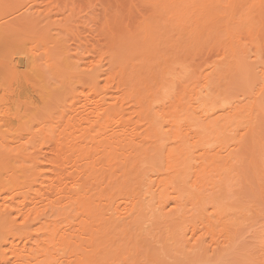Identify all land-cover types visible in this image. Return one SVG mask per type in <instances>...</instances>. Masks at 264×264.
Masks as SVG:
<instances>
[{
  "label": "rangeland",
  "instance_id": "374dc122",
  "mask_svg": "<svg viewBox=\"0 0 264 264\" xmlns=\"http://www.w3.org/2000/svg\"><path fill=\"white\" fill-rule=\"evenodd\" d=\"M147 1L0 0V26L2 27L3 25V28L0 27V103L4 100V102L10 101L15 103V106L17 105L18 112L15 110L14 104L11 105L13 110L10 113L13 117L17 116V114H23V112L24 114L28 113L27 124H25L27 118L19 121L10 119L9 125L11 128L9 126V129L16 131L17 136L19 135L20 137L12 140V143L8 145L3 144V148L10 150L11 157L19 154L16 155L18 160L20 159L18 157L20 152L24 154V157L21 155L23 159L13 162L12 167L15 173L7 170L11 172L9 174L3 168L4 171H0L6 177L10 175V177L8 176L9 179L17 176L14 181L20 176H23V178L21 177L22 179L20 178L16 182L12 180L13 184L7 185V188L0 184V189L2 190H0V200L5 198L8 203H18L22 201V196L26 195V193H28L27 196L34 197L32 195L34 194L33 191L37 190L39 186L36 181L37 184L33 182L38 180L41 175L42 177L39 178V181L44 179L43 176H47L58 181L55 183V185H59L58 187H65L67 182L70 184L69 179H74V177H69V175L73 174L75 164L79 165L86 162L98 164V160L95 161L98 156L96 154L98 149H95L96 146L94 144V146H91L92 142L87 145V140L79 144V148L82 149L81 151L88 158H86L88 161H85V159L81 161L83 158L74 160L73 155L70 152L69 154L66 152L72 138L63 139L60 142H63V144L66 142L67 145L66 143L64 145L60 144V147L57 144V148H55V143L43 135V128L46 129V124L47 127L50 124L56 129L59 128L57 131L62 130L65 124L62 127H58L59 124H56L53 120L55 118V121L56 119L58 121L63 117L64 112L65 118L73 116L72 112L69 111L70 105H73V110H80L81 107L79 106L87 103L85 105L90 109V107H93V103L100 98H103L102 100L105 99L107 104V102H111L108 99L109 97L120 96L123 89H127L126 87L132 89L134 85L129 86L127 82L129 83L131 78L136 80L135 76L141 82L147 79L149 74L151 77L155 76V79L165 75L164 78L173 82L174 86H176L175 93L177 94L175 99L164 101L154 97L149 100L157 99L156 102L162 107L158 109L165 116V120L171 121V124L176 126L174 121L177 119L181 120L180 123L182 122V125H184V121H189L192 108L190 99L195 92L192 89H198V84H196L198 77L200 74L205 76L212 72L209 78L201 81V83H206L215 92L222 91L221 97H226L232 102L239 101L247 110L240 115L241 122L238 125L240 126L238 134L229 133L232 140L229 141L228 146L233 149L234 159L225 167L219 163L221 169H216V171L209 173L210 175L206 179L200 178L199 175L201 176L202 171H198L200 174L196 175V181L193 182L196 189L190 187L192 183L189 179H185L186 171H182V166H174L175 164L173 163L166 164V167L169 168L167 170L169 176L177 175L176 170L181 169L179 178L182 180L181 182L173 180L172 183L168 184L166 193L170 200L166 203L164 213L169 214V217L165 220L159 218L149 220V215L139 210L140 186L136 183L134 175L122 176L113 187L116 189L118 186H123V189L120 190L118 188V194L112 195L113 200L116 204L123 207L124 210L127 208L131 210L133 204L135 209L123 215L125 223L109 228L106 232L98 233L91 240L89 239L90 235H92L91 224L83 216L72 218L71 220H73L74 224L72 226L69 225L70 227L67 223L60 222V218L63 216L56 217V214L52 215L53 212H56L55 210L49 212V210L44 208V214L40 212L35 216L34 212H32L31 215L28 214L23 220L13 214L8 216V218L1 217L0 243L7 239L19 248L25 244L24 250L30 248L29 250L33 251L36 248V244H38L40 249H44V255L35 254V260H31L30 264H47L49 260L52 262L53 258L61 261L60 254L62 249L69 253L67 261L69 260L68 262L71 264H264V1L261 9H259V0H247V2L249 1L248 3H241L243 4L242 6L237 5L236 9L235 6L233 8V5H231L233 3L232 0L217 1L215 3L217 5L216 16L210 19L207 29L200 27L198 28L199 34L198 32L195 33L200 35L197 37L201 39L199 38L198 40L196 37L198 42L200 41V45L194 44L196 41L190 44H187V42L191 41L190 36L197 25L196 22L194 23L195 25L193 24V18L196 16L195 18L198 19L204 12H193L194 6L191 5V13L193 12L192 15L194 17L189 14L192 16L193 22L190 21L185 26L183 25L185 22H182L184 29L179 32L175 27L180 28L178 25L181 24L172 19L173 16L176 18L175 15L172 16L173 10L164 8L163 12L167 11L165 12L166 14H163L161 11L166 5L159 2L160 6L158 4L152 6ZM232 11L234 17H231V21L228 22L229 18L227 16ZM39 13L41 15L37 16ZM186 17H188L187 14ZM165 19L166 21H162ZM187 21H189V18ZM239 22H244V25L243 23H241L243 26L239 25ZM160 23L162 26L166 23L171 24L172 30L169 27L170 30L166 28L169 32H165L166 30L161 28L162 30L157 32H163L164 34H157L156 30H159L161 25H158L157 29L155 27L156 24ZM167 24L166 27L168 26ZM227 25L229 26V32L230 30L233 32L230 34V36H233L231 45L240 50L239 52H244L240 56V59L243 56L248 72V75L244 78L238 76L237 70H230L225 65L227 61L232 60L231 56H229L230 49L228 45L230 44H228L225 36ZM135 26L141 27L136 28ZM173 26L175 29H173ZM141 31H144V33ZM217 32H220L218 38H216ZM206 37L207 41L205 40ZM152 38L155 41L152 40L151 42L153 43L150 41L149 43L156 48H151L152 50L148 48L151 51L150 54H148L149 51L142 53L143 47L148 46V43L145 42ZM140 41L146 45L143 43L142 45L144 46L139 45L141 46L139 48L138 43ZM134 44L138 47H133ZM186 44L188 47L193 44V46L198 48L192 46L193 49L188 48L189 50L186 51ZM119 50L122 51L120 52ZM137 50L142 53L139 54L140 56L135 55L138 54ZM118 51L120 54H118ZM134 52L136 53L134 54ZM122 53L123 56L121 55ZM146 54L147 59L145 58ZM128 55L130 56L128 57ZM28 56L38 59L33 64L35 66L34 69L32 68L33 71L31 69L33 66L24 67L23 63L26 64ZM17 57H21L23 60V67L20 68L23 71L22 73L20 71L19 74L12 71L11 64H8L10 58ZM113 57L114 59H112ZM122 57L124 59L121 61ZM78 60L80 64H87V67L81 64L82 67L77 68ZM93 67L98 68L96 72ZM86 68L88 72L84 71ZM91 69L93 70L90 71ZM137 69L139 71L143 69L146 73L143 71L139 72ZM81 70L84 76L81 75ZM93 71L101 74L97 80V85H95L91 77L94 75L88 76L89 73L94 74ZM135 73L141 75H134ZM142 73L146 77L143 76L144 79L142 78L141 80ZM127 74L129 76L131 74L135 78L130 77V80H125L129 79ZM185 75V78L182 77ZM122 77H126L124 79L126 85L123 83ZM160 78L157 80H162ZM107 79L109 80L107 81ZM110 79L113 81H111L112 83ZM155 79L153 80L157 81ZM135 80L132 82L137 86L139 80L137 79L136 83ZM122 83L124 86H122ZM157 83L155 82L154 84ZM116 84H119L121 88ZM152 84L149 83V85ZM138 85L140 86V83ZM116 86H118L120 91ZM141 87L143 88L144 85H141ZM150 87L154 89V86ZM186 87L188 88L187 93L183 91ZM115 89L118 90L116 91ZM135 89L138 90L136 87L132 90L135 91ZM35 90L36 93L34 92ZM75 94L77 95L74 96ZM32 95L34 97H31ZM45 95L48 96L47 99H50L49 101L45 99ZM37 96L43 101H41L42 103L40 102L38 108L32 104V101L35 98L37 99ZM91 101L94 102L90 103V105L88 102ZM88 104L90 105L89 107ZM9 106H1V108L5 109ZM1 108L0 110H2ZM48 110L50 113H48ZM30 118L33 121L29 122ZM49 118L50 120H48ZM42 120L45 122L43 123ZM39 123L44 125L42 129H40L42 126ZM51 126L48 129L54 130L55 128ZM82 127H87L84 121L80 123V127L76 128ZM27 133L32 134L29 135ZM33 134L37 135V137H34ZM187 134L192 135L193 129L187 130L184 133V137H187ZM75 135L76 132L73 133V136ZM199 138H201V135ZM199 141L202 142L200 139ZM218 144L223 145L220 142ZM169 147L173 148L175 144L170 143ZM25 148L28 151L24 150ZM194 149L198 150L200 146L197 145ZM25 154L27 157L31 154L32 160L36 161L32 162L30 157L28 158L29 161L26 160ZM125 154L126 152L124 151L122 155ZM41 156L42 158H39ZM43 156L46 159L50 157L52 162L47 161ZM38 160L42 161L40 168L37 166L42 173L41 175L37 173L38 169L34 172L35 169L33 168L39 162ZM3 163L5 164L6 162L3 161ZM32 163H35V165ZM158 163V155H150L148 163L142 166V173L146 172L147 175L152 176V179H155L154 174L161 169L160 165H157ZM194 163H197V168L202 170V168H199V159ZM194 168L193 172L198 170L196 166ZM17 170L20 172H17ZM113 170H119L118 166L113 167ZM28 173L32 174V176L30 174L29 176ZM35 173L37 174L35 175ZM26 175L29 178H24ZM66 175L69 177L68 180H66ZM119 175L121 174L115 171L112 180ZM63 176L65 177L64 180H62ZM45 181L46 185L50 184L47 179ZM63 181L66 183H62ZM26 184L30 185L31 188L27 189L25 187ZM45 184L44 188L50 186ZM45 191L47 192V188L42 191L43 195H46ZM126 191L133 192L132 194H125ZM90 194L92 193L89 190L87 196ZM87 196L83 199L88 198ZM53 197H60L61 203L65 202L61 198L63 195ZM92 200H94V197L90 198L88 202ZM175 200H178V206L173 204ZM92 203L95 204L96 202ZM29 207L30 205H26L24 210H28ZM45 214L53 217H47ZM131 216L134 222L128 224L127 222L132 219L130 218ZM54 226L63 230L66 235L62 238V241L61 239L59 240V242L61 241L60 243L57 240L54 243H50V246L55 244L53 249L46 250V246H42L39 241L44 239L42 236L54 230ZM22 232L24 237L25 234L29 236L24 239L21 235ZM191 233L194 236L189 241ZM29 238L37 241L34 242V240ZM2 247L1 250L3 252L0 250V253L4 254L5 258L12 259L7 250L8 246ZM54 248H59L60 250L57 252ZM57 254L58 257L55 256Z\"/></svg>",
  "mask_w": 264,
  "mask_h": 264
},
{
  "label": "bare ground",
  "instance_id": "6f19581e",
  "mask_svg": "<svg viewBox=\"0 0 264 264\" xmlns=\"http://www.w3.org/2000/svg\"><path fill=\"white\" fill-rule=\"evenodd\" d=\"M217 1H219V0H196V1H194V0H148L147 2H149L152 6L153 5L156 6L159 2L162 3L163 5H166L165 7L162 8L161 13L163 12L164 8L171 9V11L173 10L174 13L173 14H172V12H170V13L172 14V16L175 15L176 18H174V16H173L172 19L174 21L179 22V24H181V25H182V22H185V23H183V25L185 26L186 24H189L190 21L193 22V19H194L193 24L196 22L197 25H196V28L193 29L195 32L193 31L192 35L190 36L191 41L187 42V44H190L191 42L196 41V42H194V44L200 45V43H199L200 41L198 42L200 37H197V36H200V35H198L200 32V31L198 32V30H199L198 28L202 27L204 29H207V27L210 24V22H209L210 19L214 18L217 14L216 13L217 5L215 4V3H217ZM263 1L264 0H259V9L262 8V2ZM232 2L233 3L231 5H233V8L235 6V9H236L237 5L242 6L244 4V2H247V0H232ZM241 3H243V4H241ZM191 5L194 6L193 12L197 13L199 11H202V12H204V14L200 15L199 18L196 19L195 18L196 16L194 17V15H192L193 12L191 13V11H192V9L190 8V7H192ZM28 9H32V8H28ZM165 12H163V14ZM168 12H167V14H168ZM189 13L194 17L193 19ZM232 13H233V11L231 13H229V15L227 16L229 19L226 18L229 20L228 22L231 21L230 20L231 17L232 18L234 17L233 16L234 13L233 14ZM163 14H161V15H163ZM186 14L188 17H186ZM38 15H41V14L39 13V14H37V16ZM46 16H48V15H46ZM188 18H189V21H187ZM172 19H171V21H172ZM195 19H196V21H195ZM162 21H166V19L162 20ZM245 21H246V19H245ZM241 23H243V25H244V22H239V25L243 26ZM162 24H165V23H162ZM166 24L163 25L164 27L161 25V23L156 24L155 29H157L158 25H161L159 27V30H156V32L162 30L161 28H164L166 30L165 31L163 29L165 32L168 31L166 28L169 29V27H171V30H172L171 24L169 25V23H168L167 27H166ZM193 24L191 23V25H193ZM172 25H173V23H172ZM176 25H177V23H176ZM181 25H178V26H180V28H177V26L175 27L176 30H179V32H181L184 29L183 25H182L183 27L181 29ZM149 26H151V25H149ZM229 26H230V24H229ZM229 26L227 27L228 30L225 29V36H226V39L228 40V44L231 45L232 41H233L232 40L233 36L232 35L230 36V34H232L233 32L231 30L229 32ZM138 27H136V28H138ZM1 28H3V25ZM1 28H0V30H1ZM175 28L173 26V29H175ZM236 29H238V28H236ZM151 30H152V28H151ZM147 31H148V29H147ZM141 32L144 33V31H141ZM148 32L151 33V31H148ZM197 32H198V34H195ZM160 33L157 32V34H160ZM219 33L217 34L216 38L219 37V35H220ZM147 35H148V33H147ZM210 35H211V33H210ZM149 36H150V34H149ZM146 37H145V39H146ZM190 37H189V39H190ZM196 37L198 40L196 39ZM213 37H214V35H213ZM150 38H151V36H150ZM216 38L214 39L215 41H216ZM189 39H188V41H189ZM152 40H153V38L151 40H148V42H145V43H148V46L144 42H141V41H140L141 43L140 42L138 43V46L142 45L143 43L146 45V46L142 45V47L144 46L146 48V50H145V48L143 47L142 53L149 51L148 54H150L151 53L150 49L156 48V47H152V44L149 43V41L151 42ZM205 40L207 41V37L205 38ZM153 41H155V39ZM151 43H153V42H151ZM129 44H131V43H129ZM155 45H157V44H155ZM230 45H228L229 49H230V55L229 56H231L232 60L227 61L225 65H227L228 69H230V70H233V69L237 70V72L239 74L238 76L244 78L248 75L247 74L248 72H247L246 66H245V62L243 60V56L240 59L241 54H243L244 52H239L240 50H238L233 45H231V46ZM136 46L134 44L133 47H136ZM192 46H193V44H192ZM192 46L189 45V47H188V45H187L186 51L189 50L188 48H192ZM193 47L196 48L197 46H193ZM139 48H141V46H139ZM148 48H150V49H148ZM120 49H122V48H120ZM138 50H137L138 54H135L136 52H134L135 55L142 54L139 52L140 50L139 51ZM119 51H118V54H120ZM193 51H195V50H193ZM123 53L121 54L122 56H123ZM126 53H128V52H126ZM129 56L130 55H128V57ZM153 56H155V55H153ZM115 57H117V56H115ZM146 57H147V54L145 55V58ZM125 58H127V57H125ZM112 59H114V57ZM123 59L124 58L122 57L121 61ZM22 61L23 60L21 57H17V58H13V59L10 58V62H8V64L9 63L11 64V70L12 71H14L16 74H19L20 71H21V73L23 71V70H20V68L23 67V64L25 65L24 67L33 66V67H31V69L32 68L34 69L35 66L33 64L36 63L38 61V59L33 58L32 56H28L27 60H26V64L25 63L22 64ZM15 62H18V63H15ZM124 62H125V60H124ZM12 63H13V65H12ZM125 63H127V62H125ZM81 64H83V65H85V67H87L86 66L87 64H85V63H81ZM81 64L79 61V63L76 64L77 68L82 67ZM119 66H120V64H119ZM90 67H91V65H90ZM134 68H135V66H134ZM33 69H32V71H33ZM94 69L96 72V70L98 68L97 69L94 68ZM143 69H142V71H143ZM92 70L93 69H91L90 71H92ZM84 71L88 72V69L86 68ZM140 71H141V69H140ZM82 72L83 71L81 70V75H83ZM95 72H94V74H90V73H89V75L87 73L86 74L88 76L94 75L91 77L93 78L92 80L95 83V85H97L98 84L97 80L101 74H99V72H98V74ZM134 72H136V71L134 70ZM144 73H146V72H144ZM148 73H147V75H148ZM210 73L212 74V72H209L208 75L202 76V74H200V76H199L200 78L198 77V81L196 83V84H198V89H192V91H195V92L193 95H191V99H190L191 100L190 103H191L192 108L190 110L191 116H190L189 121H188L189 123L184 121V125H182V122L180 123L181 120L179 121V119H177L176 121H174V124L176 126H173L171 124V121L168 122L165 120V116H163V113H161L160 110L158 109L161 107V105H159L158 102H156L157 99L156 100L155 99L149 100V99L154 98V97L159 98V99H163L164 101H166V100L171 101L172 99H175L177 94L175 93L176 92L175 91L176 86H174L173 82L170 79L164 78L165 75L159 76L158 78L155 79V76L151 77L150 74H149V76L151 78L148 76V78L143 81L142 78L144 79V77H146V76H144L145 74H143V73H142L141 80L143 81L144 84L142 83V81L140 82V79L137 76H135L139 80V82H137V86H139L138 83H140L139 87L135 86V84L132 82L135 80L134 79L135 77H133L131 75L133 73H131L130 76L127 74L129 76V79L128 78L125 79L126 77L125 78L122 77L123 80L124 79L130 80V77H133L134 80H132V78L130 80L132 83L130 81H129V83L126 81L127 85L128 84H129V86L134 85V87L138 88V90L135 89V91H134V90H132V89H134V87H132V89L130 88L131 90L128 87H126L128 90L127 89L126 90L123 89V91L121 90L122 92L120 93V96L118 95V97H115V98L113 96H112L113 98L109 97L108 99L111 102H109V103L107 102V104H106L105 99L102 100L103 98H100L99 100L97 99L95 102L94 101L88 102L89 104L94 102L92 105L93 107L92 108L90 107V109L87 108V106L85 105L87 103H85V104L83 103L82 106H79V107H81L80 110H76V109L73 110V108H74L73 105L72 106L70 105L69 106L70 110L69 109L68 110L72 112L71 114L73 116H71L70 118L66 117L67 118L66 119L65 118L66 115H64L65 114V112H64V114L62 115L63 117H61V118L57 117V118H60L58 121H57V119L55 121V118L53 120L56 124H59L58 127L59 126L62 127V125L65 124V127L62 128V130L57 131L59 128L56 129V127L51 126L50 124H49V126L54 127L56 129V131L54 128H53L54 130H51L50 128H49L50 129L49 130L48 129L49 126L47 127V124H46V129H45V128H43L44 125H42V123H39L42 126L40 129L43 128V131H44L43 135H45V137H47L49 140H51L55 143V148H57V144H58V146H60V144L61 145L63 144V142L62 143L60 142L63 139L72 138V141H70L71 143L67 146L66 152H68V154L70 152L73 155V158H75L74 160H81L83 158V160H81V161H84V159H85V161H88V160H86L87 157L85 156V154L82 153V151H81L82 149L79 148V144L82 141L86 142L87 140H88V142H86L87 145H90V142H92L91 146L93 144L96 146V148L95 147L94 148L98 149V150H97V153L96 152L95 153L98 154V156H99V157L97 156L96 160L95 159H93V160H95V161L98 160L97 162H99V163L96 165L94 164V162H86V163H81L79 165L75 164L74 165L75 170L74 171L72 170L73 172L72 171L71 172L73 174H75V173L76 174L75 175H73V174L69 175V177L72 176V177H74V179L68 180L69 177L66 175L67 176L66 180H68L70 182V184L68 182L66 183L65 181H63L62 183H66L65 184L66 186L65 187L64 186L58 187L59 186L58 184L55 185V183L58 181L53 180L51 177L43 176L44 179H41V181H39V178L42 177V175H41L42 173L39 171L40 170L39 168L42 164V161L40 162L38 160L40 163L38 162L39 164L37 163V165L35 167L38 166L39 168L38 167L37 168L33 167V168L35 169L34 172H36V169H38L37 173L38 174L40 173L39 175H41V177H39L38 180H34V182L32 179V182L33 183L37 182L38 186H39V188L37 190H34V191L31 190L34 193V194L31 193L32 195H34V197L31 195H30L31 197H29V195L27 196L28 193H26V195L22 196L23 197L22 201H20L18 203H12V202L8 203V201L5 198L4 199L2 198L3 200H0V213H1L0 218L1 217L2 218L3 217L8 218V216L13 214V215H15V217L23 220L26 216H28V214L31 215L32 212H34L35 216L40 212L43 213V208H44L45 210H49V212H51V210H52V212L55 210L56 212L55 213L53 212L52 215L56 214V217L63 216L62 218H60V220H61L60 222L61 223L65 222L68 224V226L69 225L72 226V224H74L73 220H71L72 218H74L75 216L76 217L83 216V218L85 220H87L89 224H91L90 227L92 230V235H90V238H89L91 240L92 237H94V235H96L98 233L106 232V231H108L109 228H113L114 226L116 227L117 225L125 223L124 222L125 218L123 217V215L127 214L128 211H133L135 209V205L133 204L131 206V210H129V208L124 210L123 207H121L119 204H116L114 202L113 196H112L113 194H118V188L120 190L123 189V186H118L116 189L113 187V185L115 183H117L118 180L120 178H122V176L134 175V179L136 180V183L139 184V186H140L139 189L141 191L140 192V203H139L140 208H139V210L144 211L146 214H148L149 220L152 218H159L162 220L167 219L169 217V214H165L164 210H165L166 203H168L170 200V197L166 193V191L168 189V184L172 183L173 180L174 181L176 180L177 182L178 181L181 182L182 179L180 180V178H179L180 177L179 174H181V169L176 170V173H178L177 175H175V176L170 175L169 176L168 175L169 172L167 173V170L169 168L166 167V164L173 163V164H175L174 166H178V167L182 166V171L183 170L186 171L185 179H189V181L192 183L190 185V187H192L193 189H196V186L193 182L196 181V178H197L196 175L198 176L200 174V172H198V171H202L201 176L199 175V177L206 179L210 175L209 173L213 172L214 170L216 171V169L217 170L221 169V166H219L220 164L223 165V167L228 166V164H230L234 159L233 149H230L228 146L229 141L232 140V137H231V135H229V133L238 134V132L240 131V126H238V125L241 122L240 115L242 113L246 112L247 110L245 107H243L241 105V103L239 101L232 102L231 100L227 99L226 97H221V95L223 94L222 91L215 92L212 89H210L206 83H203V82L201 83V81H203V80L205 81L209 78ZM136 74L141 75L138 73H135L134 75H136ZM160 74H162V73L160 72ZM182 77L185 78L186 75L182 76ZM159 78L162 79V80H160L161 82L159 80H157ZM137 79L135 80V83H136V81H138ZM153 79H155L157 81H154ZM108 80L109 79H107V81ZM125 80L123 83L126 85ZM152 80L154 81L153 84H152ZM111 81L112 80L110 79V82ZM155 82L156 83L158 82V83L154 84ZM149 83L152 85H149ZM124 84L122 86H124ZM116 85H119V84H116ZM141 85H144V87L142 88ZM150 86H154L155 90ZM116 87L118 88V86H116ZM92 88H93V86H92ZM120 88H121V86H120ZM118 89H115V90L117 91ZM187 89L188 88L186 87L183 91H185L187 93L188 92ZM119 91H120V89H119ZM119 91H118V94H119ZM34 92L36 93V90ZM34 92H32L33 95H35ZM33 95L31 97H34ZM76 95L77 94H75L74 96H76ZM39 96H40V94H39ZM160 96H162V97H160ZM40 97L37 96V99L35 98L36 101L35 100L32 101V104L35 107L37 106L36 108H38V106H40L39 104L42 101ZM47 97L48 96L45 95V99H47ZM32 100H33V98H32ZM47 100L49 101L50 99H47ZM48 101H47V103H48ZM3 102H4V100H3ZM3 102L0 103L2 107L6 106V105L7 106L10 105V106L5 108V109L1 108V106H0V108L2 109V110H0V159H2V160H0V166H1L0 170L1 171L5 170L6 172L12 171V173H15V170H13L14 168L12 167V164H13V162L20 161L21 158L23 159L24 154L22 152H20V156H18V157H20L19 160H18V158H16L17 157L16 155H19V154L13 155L11 157L10 150L8 148H3V144L8 145V144L12 143L11 142L12 140H15L18 137H20L19 135L17 136L16 131H12V129H9L10 119H15L14 121H16V120L19 121L21 119L27 118V120L25 122V124H27V122H28V115L27 114L28 113L24 114V112H23V114L21 113L22 115L19 114L20 116L17 113H15V114H17L18 117L17 116L13 117L12 114L10 113L11 110H13L12 109L13 106L11 107V105L14 104V108L17 105L15 106V103L10 102V101H6L4 103ZM76 102H74V103H76ZM45 103H46V101H45ZM45 103H43V104H45ZM89 104H88V107L91 105V104L90 105ZM42 109H44V108H42ZM15 110L18 112L19 109L17 110V107H16ZM16 111H13V112H16ZM48 113H50L49 110H48ZM30 119H29V122L33 121L32 119L31 120ZM48 120H50V118ZM83 121L87 124V127L86 128L82 127V128L77 129L76 127H80V123ZM42 122L44 123L45 121L42 120ZM54 122H52V123H54ZM22 124H23V122H22ZM17 125L19 126V124H17ZM53 125H55V124H53ZM10 128H11V126H10ZM24 129H26V128H24ZM36 129H37V127H36ZM190 129H193V134L192 135L187 134V137H184L185 136L184 133ZM38 131H40V130L38 129ZM74 132H76L75 136H73ZM32 133H33V131H32ZM32 133H27V134L30 135ZM39 135H41V134L39 133ZM200 135H201V138H199ZM33 136L37 137V135H35V134H33ZM199 139L202 142H200ZM218 142H220V144L223 143V145H219ZM82 143H84V142H82ZM170 143H173V145L175 144V147L170 148L169 147ZM66 145H67V143H66ZM197 145L200 146V149H198V150L194 149ZM53 146H54V144H53ZM24 150H26V148ZM26 151H28V150H26ZM124 151L126 152V154L122 155ZM56 152H55V154H57ZM155 154L158 155L159 163L157 165H160L161 169L157 170V172L154 174V176L156 178L152 179L151 175H147L146 172L142 173V168H143L142 166L144 164L148 163V157L150 155L155 156ZM222 154H224V155H222ZM25 156H26V154H25ZM30 156H31V154L29 155V157ZM13 157H15V158H13ZM29 157H27L26 160H28ZM43 157L45 158V156H43ZM94 157H96V156H94ZM120 157H122V158H120ZM32 158L33 157H30L31 161L35 162L36 160L33 161ZM39 158H42V156ZM56 158H57V156H56ZM56 158H54V159H56ZM73 158H72V160H73ZM36 159H38V158H36ZM48 159H50V157L47 158L46 160L52 162L51 159L50 160H48ZM198 159H199V168L200 169L202 168V170H199L197 168L198 164L194 163V162H197ZM3 161H5L6 163L4 164ZM32 164L35 165V163H32ZM115 166H118L119 170H113V167H115ZM194 166H196V169H198V170H195V172H193L195 169ZM9 167H11V168L9 169ZM1 171H0V184L3 185V187L7 188L8 187L7 185L13 184L12 182L15 180V178L17 176L15 178L13 177V178L9 179L10 175L7 174L9 177L8 176L6 177V175L4 176V174H2L3 172H1ZM115 171L119 172L121 175L115 177V179L112 180V178L114 177L113 173ZM17 172H20V171L17 170ZM8 173L11 174V172H8ZM37 173H35V175ZM128 173H129V175H128ZM29 174L30 173H28V175ZM30 175L32 176V174H30ZM29 176L27 177V175H26V177L24 176V178L27 179V178H29ZM21 177L23 178V176H20V178ZM20 178H17L16 181H19ZM64 178L65 177L63 176V179L62 178L61 179L64 180ZM45 179L48 180V182L50 184H47V185H50V186L44 188L43 186L46 183ZM16 181H14V182H16ZM21 182H23V181L21 180ZM15 184H17V183H15ZM25 187L27 189L31 188V186L27 185V184ZM46 188H47V192L45 191L46 195H43L44 193L42 194V191H44V189H46ZM88 188L90 190V193H92L89 196H87L89 194ZM94 190L96 191L95 193H94ZM225 190H227V189H225ZM132 192L126 191L125 194H132ZM58 195H61V196L63 195V197H61V198L63 200H65L64 203H61L60 197H55V198L53 197V196H58ZM86 196L88 198L83 199ZM92 197H94V200L88 202L90 200V198H92ZM92 202H96V203L93 204ZM173 204L175 206H178V204H179L178 200L173 201ZM26 205H30V207L28 208V210L25 211L24 209H25ZM43 214H42V216H43ZM45 216L48 217L51 215L45 214ZM51 217H53V216H51ZM130 218H132V216ZM132 219L130 221H128L127 223L130 224V223L134 222V219L133 220ZM46 221H48V220H46ZM60 222H58V223H60ZM69 227H68V229H69ZM24 234H25V232H24ZM21 235L23 236L24 239H26L29 236V235L26 236L27 234H25V237H24L23 232ZM65 235H66V233L63 230H61L60 228L57 229L54 226V230H52L49 234L42 236V238H44V239H42L40 237L42 240H40L39 242L41 243L42 246L43 245L46 246V248H47L46 250H48V249L51 250V249H53L55 244L50 246L51 245L50 243H54L56 240L58 243H60L62 241V238H64ZM190 235L191 236L189 237L190 238L189 241H191V239H193L194 234L191 233ZM29 239H32V238H29ZM60 239H61V241L59 242ZM32 240H34V239H32ZM36 241L34 240V242H36ZM185 242H186V240H185ZM24 245L25 244H23V246L19 248L16 244H13L12 241H8L7 239H5L3 242L1 241L0 250H1L2 246H8L7 250H8V253L10 254V257H12V259L5 258V255L0 253V261H1L0 264H9V263H12V264H21V263L30 264L31 260H35V257H34L35 254H39L40 256L44 255L43 254L44 249H40L38 244H36L37 246L35 245L36 248H34L33 251L29 250L30 248L24 250V247H25ZM186 246H188V244ZM188 247H190V246H188ZM54 250L58 252L60 249L54 248ZM1 252H3V250H1ZM68 254L69 253L65 252V250L62 249V252L60 254V258H62L61 261H58L59 259L57 260L56 258H53L54 260H52V262H51V260H49V262H47V264H51V263L52 264H63V263L71 264L70 262H68L69 260L67 261V258H68L67 255ZM55 256L58 257V254ZM50 258H52V257H50Z\"/></svg>",
  "mask_w": 264,
  "mask_h": 264
}]
</instances>
